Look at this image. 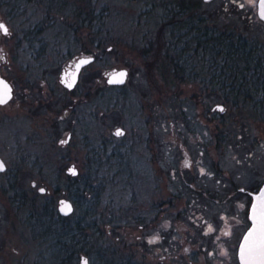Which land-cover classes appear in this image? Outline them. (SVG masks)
<instances>
[{"label": "rangeland", "instance_id": "obj_1", "mask_svg": "<svg viewBox=\"0 0 264 264\" xmlns=\"http://www.w3.org/2000/svg\"><path fill=\"white\" fill-rule=\"evenodd\" d=\"M40 1L0 0V21L9 27L7 34L0 30V70L14 87V97L0 105V156L9 170L0 173V264H27L36 248L29 239L39 235L31 210H17L10 199V176L30 200L38 193L33 208L54 211L62 198L73 202L62 241L75 246L77 264L83 255L90 264H239L231 250L234 240L219 238L216 226L221 212L227 214L222 218H242L244 231L250 224V191L264 181V77L245 72L241 89L249 96L245 90L231 104L234 94L227 88L222 95L204 67L217 68L224 60L211 50L220 31L241 34L249 45L256 42L264 57L258 0H202L186 13L180 12L179 0H83L85 16L93 10L100 18L79 30L72 3L61 8ZM184 19L189 35L185 28L179 31ZM197 19L209 26L200 46L194 39ZM100 41L103 49L97 50ZM82 55L95 60L69 90L61 81L62 69ZM173 59L181 60L178 71L185 76H178ZM121 67L130 70L128 81L109 86L107 74ZM144 119L150 121L147 126ZM156 126L164 135L188 133V127L191 134H211L210 152L202 154L200 167L214 173L208 178L213 197L199 191H194L197 199L190 197L182 173L193 177L197 166L194 161L181 169L188 157L180 149L172 158L164 143L155 158L141 148L135 134L156 132ZM120 127L124 135L115 134ZM221 136L225 141L217 140ZM189 148L195 160L197 147ZM72 164L78 175L68 172ZM230 177L239 188H215L218 178ZM228 192L236 194L228 197ZM172 197L176 205L168 203ZM183 205L199 213L193 221L172 213ZM52 236L43 244L59 238Z\"/></svg>", "mask_w": 264, "mask_h": 264}, {"label": "trees", "instance_id": "obj_2", "mask_svg": "<svg viewBox=\"0 0 264 264\" xmlns=\"http://www.w3.org/2000/svg\"><path fill=\"white\" fill-rule=\"evenodd\" d=\"M15 4L20 0H11ZM23 1V0H21ZM27 1V0H24ZM37 1V0H36ZM48 2L53 3L56 6H60L61 8H64L66 6H69L70 3H72L73 9H75L77 21L74 22L76 24V30H79L80 27L83 26H89L92 25L94 22H96L97 18H100V14L96 15V13L91 10L90 14L88 16H85L83 9L85 6H83V0H72L73 2H70V0H41L40 3L46 4ZM193 3L189 4L187 3V0H179V9L181 13H186L189 11L190 8L198 6L201 4L202 0H192ZM48 6V5H47ZM45 7V10L47 8ZM62 10V9H60ZM51 12V11H50ZM50 15V13H48ZM51 16V15H50ZM190 22L192 21L191 18H188ZM199 24L193 29L196 28V35L194 36V39H196V46H200V36L202 35H208L207 30L209 28L208 24H205V19H197ZM188 20L184 19L180 23H178L179 31L181 34V31L185 28V32L188 34L190 30H188L187 27ZM193 26V25H192ZM92 27V26H91ZM74 31V30H73ZM92 31V30H91ZM189 35V34H188ZM198 35V36H197ZM190 38H188L189 40ZM103 42L100 41L94 45V47L97 48V50H102ZM189 45V44H188ZM85 47V45H82V47ZM186 46V45H185ZM93 48V46L91 45ZM189 46H187L188 48ZM211 48V47H210ZM190 49V48H188ZM258 49L259 46L256 42L253 44L248 42V39H245L241 34H236L232 31H229L227 34H223V32H216V34L212 38V51H215V53L221 54V57L224 59L221 65H216L217 68H215V64L210 65H203L204 70H208V76L213 82L218 83L219 89L222 91V95L226 92L227 88L229 90V93L234 94L233 98H231L229 101L235 104L237 102L239 95L243 94L246 90L245 96H249V93H247V89L243 90L241 89L243 86H245V75L247 72H254L257 73V75H260V77H264V57H260L258 55ZM264 51H261V54L263 55ZM250 56V57H249ZM212 59V58H211ZM220 59V58H219ZM174 61V59H173ZM180 59H177L174 61V70L179 73L178 76L183 77V70L178 71L181 63ZM235 61H238L235 62ZM215 62V61H214ZM219 68V70H217ZM246 72V73H245ZM218 78V79H217ZM242 90V91H241ZM225 95V94H224ZM238 95V96H237ZM244 97V99L246 98ZM231 103V104H232ZM238 104V103H237ZM237 104L235 106H237ZM9 173L8 168L5 171H2L0 173ZM5 175V174H4ZM11 177V176H10ZM10 177L7 178V187H11V193L10 199L12 202H16L14 206H17V210L21 211H27L31 210L30 219L31 224L35 230H37V234H34V236L31 237V242L34 240L36 243L35 245V251L31 254V258L28 261L27 264H77L74 261V258L78 257V254L76 250L74 249L75 246H68L63 244L62 238L64 236V232L62 230H66L67 223L64 221L68 218V215H62L59 210H54L52 208H49L46 206L44 211H41L37 208H33L32 205H34L35 202V195H38V193L34 192V198L32 200L29 199V195L27 192L18 190L14 188V179H10ZM5 187V186H3ZM32 203V204H31ZM48 234H52L53 239L56 237H59L55 241L49 242L48 244H43V241L47 239L46 237ZM44 239V240H43ZM40 241V242H39ZM26 263V262H24Z\"/></svg>", "mask_w": 264, "mask_h": 264}, {"label": "flooded vegetation", "instance_id": "obj_3", "mask_svg": "<svg viewBox=\"0 0 264 264\" xmlns=\"http://www.w3.org/2000/svg\"><path fill=\"white\" fill-rule=\"evenodd\" d=\"M257 15H258V13H257ZM74 63L75 62H69V64L62 69V74H61V81L69 90H73L78 85L82 71L84 70L85 67H87L89 65L88 64V65H86L85 67L82 68L77 83L75 84L74 87L70 88V87H68L67 83H71L72 71L70 69L74 67ZM205 71H206L205 75H208L209 71L208 70H205ZM129 72H130V70H129ZM177 74L179 75V73H177ZM182 75H184V74H182ZM128 78H129V74H128ZM127 81H128V79H127ZM108 85L109 86H120V85H117V84H108ZM136 114L137 113L135 112L134 115H136ZM208 117L210 119V116H208ZM137 118L142 119L143 117H137ZM172 121H173V124H174V120H172ZM149 123H150V121L148 119H144L143 120V124H145V126H147ZM159 123L161 124V126H163V124H164V122L161 121V120L159 121ZM205 124L207 125L206 128L208 129V127L210 125V122H205ZM155 129H156L155 130L156 132L146 133V134H143V135L140 134V136L138 134L134 133L135 134L134 138L136 140H138V142H140L141 148L143 150L147 151V152L154 153L155 158H157V153L159 151H162L164 143H166V148H165L166 152L167 153L169 152L168 154L172 158L174 157V149H180L188 157L187 166L185 167L182 164L181 169L184 168V169L188 170L192 166L194 161H195V165L197 166V173L196 174L194 173L195 176H193V177H192L193 173H191V172H190L191 176L186 175L184 173V171L182 173V178L184 179L185 184L187 185V187L190 189V193H191L190 197L193 200L197 199L198 195H196V193H194V191L195 192L199 191L201 194H203V196L205 198L213 197L212 195H210V189L209 188L212 187V184H211V181H208V178H211L212 176H214L213 175L214 173L213 172H209L207 169L205 170V168H204V171H202L203 168L200 167V165H204V158L201 157L202 154L205 155L206 153L208 154L210 152V147H211L210 137H211V134L209 132H206V131H203L202 134H191V132H190L191 131V127H188V129H189L188 133L172 132L171 134H167V135H164L163 133L160 132V126H156ZM172 129L175 130L174 125L172 126ZM118 132L120 133L119 135H121V134L124 135L126 133V130L120 127L115 132V134L118 135L117 134ZM165 137H168V138L166 139ZM221 139L224 140L225 137L221 136L217 140L220 141ZM194 142H196V143H194ZM129 143H132V140ZM191 146H196L197 147L198 157L195 160H194V158L191 157V150L189 148ZM174 147H176V148H174ZM127 149L129 151H131V145L130 144H127L126 150ZM207 154H206V156H207ZM170 167H171V169H173V168H175V165H171ZM224 173L227 174L226 172H224ZM196 177H197L198 181L195 180ZM263 183H264V181L262 182L260 187L263 185ZM227 184L231 185L230 188H239L233 177H230V181L224 180V181H221V182H219V178H218L216 180V183L214 184V186H215V188L218 189L219 187H227ZM260 187H258L257 191L260 189ZM242 189H244V187H242ZM254 192H256V191H250L252 198H253V193ZM228 193H229L228 197H232V194H236V192L235 193L228 192ZM175 198L176 197H172L170 202H168V203L176 205ZM213 199L215 201H217V203H219L221 201L225 202L224 200L218 199L217 197H214ZM226 199H228V198L226 197L225 200ZM163 203H164V201L160 204L161 205V210H162V207H163ZM188 203H189V201H188ZM238 203H239V201L235 202V204H237V205H238ZM250 209H251V207H250ZM167 210H168V208H167ZM171 210H172V213L173 214L176 213V215L178 217L181 214L185 213L188 216V218H190L191 221H193V219H194L193 216H195L196 214H199V213L194 212L191 208L186 209L185 205H183V207H181L180 209L178 208L177 210H175V209L171 208ZM181 211H182V213H181ZM163 214H164V210L162 212H160L159 215H157L158 220H161V218L164 216ZM223 215L226 216L227 214L226 213L222 214L220 212V218L222 219V222L220 224H217V226H216L218 235H220L219 238L221 237V234H223L221 238H223V237L224 238H226V237L228 238L229 237V239L234 240V244L232 245L231 250L234 249L233 251L235 253V256H237L238 261H239V257H238L239 245L241 243V240L243 238V235H244L245 231L247 230V228L249 226L243 231L242 225L244 224V221H243L242 218H238V216H236V215L230 216L231 218H222ZM249 217H250V213H249ZM231 219L233 220L232 222H230ZM213 232L214 231H212V233ZM202 233L207 234L204 231H202ZM232 236H234L235 238H233ZM239 264H240V261H239Z\"/></svg>", "mask_w": 264, "mask_h": 264}, {"label": "water", "instance_id": "obj_4", "mask_svg": "<svg viewBox=\"0 0 264 264\" xmlns=\"http://www.w3.org/2000/svg\"><path fill=\"white\" fill-rule=\"evenodd\" d=\"M204 1H210V0H204ZM257 13H258L259 18L264 20V0H258V2H257ZM0 23L4 24L9 31V27L4 20H1ZM94 60H95L94 55H82V56L77 58V60L74 63V67L70 69L72 71V75H71L72 87H74L75 84L77 83L82 68L85 67L86 65L92 63ZM81 61H87V63H81ZM1 62L2 61L0 60V66H1ZM120 73H124V75L121 76ZM128 74H129V69L127 67L114 68L113 70H111L107 74V83L108 84L122 85V84L126 83V81L128 79ZM0 81H3L11 89L10 98H8L7 102H6V103H8L14 97L13 84L11 83V81L7 77L2 75L1 70H0ZM67 85H68V83H67ZM72 87H70V88H72ZM6 103H3V104H6ZM3 104H0V105H3ZM0 161H2L5 165L4 170H0V171H5L7 169V163L5 162V160L1 156H0ZM68 172L75 176V175H78L79 169L74 164H72L68 168ZM41 190L45 191V188L42 187V188H40V191ZM43 191H41V192H43ZM262 202H264V183L258 191L253 193V202H252L251 209H250L251 224L248 227V229L245 231L243 238L241 240V243L239 245V249H238V257H239L240 264H264V258H260V257H256V256L249 258L248 251H247L249 246L253 242V237L249 235V233L253 229V220L251 219V217L253 215V209H254V206L261 205ZM66 206H70L71 210L67 211ZM73 211H74L73 202L68 198H62L60 200L59 212L62 215L67 216V215H70ZM242 249H243V253H242ZM80 264H90L89 258L87 256L83 255L81 257Z\"/></svg>", "mask_w": 264, "mask_h": 264}, {"label": "snow or ice", "instance_id": "obj_5", "mask_svg": "<svg viewBox=\"0 0 264 264\" xmlns=\"http://www.w3.org/2000/svg\"><path fill=\"white\" fill-rule=\"evenodd\" d=\"M0 30L5 34L8 32L7 27L2 23H0ZM81 63H87V61H81ZM120 75L122 76L124 73H120ZM68 87H72V84L68 83ZM10 92L11 89L3 81H0V104L7 102V99L10 98ZM117 134L119 135L120 133L118 132ZM4 168V163L0 161V170H4ZM66 210L70 211V206H66ZM251 219L253 220V229L249 235L253 237V242L247 250L248 255L249 258L253 256L264 258V202L259 206H254Z\"/></svg>", "mask_w": 264, "mask_h": 264}]
</instances>
